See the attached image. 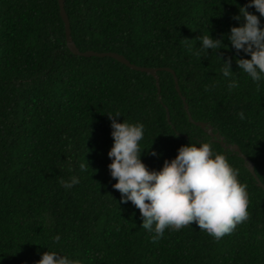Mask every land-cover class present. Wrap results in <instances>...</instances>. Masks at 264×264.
Masks as SVG:
<instances>
[{
  "label": "trees",
  "instance_id": "trees-1",
  "mask_svg": "<svg viewBox=\"0 0 264 264\" xmlns=\"http://www.w3.org/2000/svg\"><path fill=\"white\" fill-rule=\"evenodd\" d=\"M248 3L66 0V10L81 51L173 69L192 117L238 144L264 183V81L258 91L236 63L250 55L228 38ZM248 11L264 27V16ZM208 33L226 48L199 51L197 37ZM217 55L231 58L233 77L223 76ZM158 74L160 94L150 73L72 53L59 0H0V264H36L47 248L81 264H264V189L242 157L189 120L174 75ZM233 78L239 87L230 90ZM116 112L118 122L143 123L141 159L150 171L174 159L190 136L210 142L247 185L249 219L219 240L193 222L166 229L153 244L140 210L113 187L108 114ZM73 175L80 183L66 190L60 181Z\"/></svg>",
  "mask_w": 264,
  "mask_h": 264
},
{
  "label": "clouds",
  "instance_id": "clouds-1",
  "mask_svg": "<svg viewBox=\"0 0 264 264\" xmlns=\"http://www.w3.org/2000/svg\"><path fill=\"white\" fill-rule=\"evenodd\" d=\"M250 7L264 16V0H249L234 17L243 18L244 23L231 27L228 38L238 53L250 55V59L237 58L236 63L259 91L264 81V27L260 26V17L248 11ZM197 39L201 52L208 53L211 49L216 53L226 48L221 38H213L210 33ZM217 56L223 61V76L233 77L231 58L224 60ZM228 87L238 88L239 81L231 79ZM108 115L113 137L108 167L117 181L113 187L121 193L122 202L130 201L140 210L141 227L151 233L153 244L164 237L166 229L179 231L193 222L219 240L249 219L247 185L239 181V170L229 163L226 155L214 151L210 142L190 136L191 143L182 145L174 159L165 160L160 170L150 171L141 159L143 123H129L125 119L118 122L120 112ZM237 115L245 118L242 111ZM80 170L85 171L86 165L80 164ZM60 183L67 190L79 184L80 178L73 175ZM52 239L58 244L61 237L55 235ZM36 264H81V261L47 248Z\"/></svg>",
  "mask_w": 264,
  "mask_h": 264
},
{
  "label": "water",
  "instance_id": "water-1",
  "mask_svg": "<svg viewBox=\"0 0 264 264\" xmlns=\"http://www.w3.org/2000/svg\"><path fill=\"white\" fill-rule=\"evenodd\" d=\"M59 4H60L61 15H62V18H63L64 23H65L67 45H68V47L72 53H74L76 55L85 56V57H92V56L112 57V58L118 60L119 62L127 65L130 68H133V69L138 70V71L150 73L156 79L159 94L161 92V87H160V77H159L158 72L160 70H167V71L171 72L174 75V78L176 81V88H177L178 92L180 93V95L182 96V99H183V102L185 105V109H186L188 116H189V120L192 123H194L195 125L200 126L202 129H204L205 132H207L209 135H211L213 140L219 142L225 150L230 149L233 152L237 153L240 157H242L245 161V166L248 168V170H250V172L256 178L257 185L264 189V183L261 181V179L256 174L254 162L246 154H244V152L241 150V147L238 144L227 143L225 140V137L222 134H220L219 132H214V127L211 124H209L207 122H203V121H196L192 117L190 110H189V105L186 101V98L181 93L178 77L176 75V72L173 69L168 68V67L154 68V67L139 66V65H136L135 63H133L132 61H130L124 55H122L120 53H116V52H96L93 50H88V51H84V52L81 51L78 48V46L76 45V43L73 39V36H72L71 22H70V18H69V15L67 13V10H66V0H59ZM159 99L161 100V95H159ZM168 119L170 121L169 110H168ZM185 136H187V135H185Z\"/></svg>",
  "mask_w": 264,
  "mask_h": 264
}]
</instances>
